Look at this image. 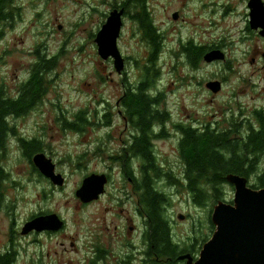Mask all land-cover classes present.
Masks as SVG:
<instances>
[{"label":"rangeland","instance_id":"rangeland-1","mask_svg":"<svg viewBox=\"0 0 264 264\" xmlns=\"http://www.w3.org/2000/svg\"><path fill=\"white\" fill-rule=\"evenodd\" d=\"M122 1L14 0L16 14L11 23L4 25L0 38V85L15 94L31 70L36 51L55 57V66L47 75L43 102L18 118L16 124L21 134L41 138L43 152L53 159L57 171L67 179L62 188L42 179L16 141L11 145L4 162L10 178L4 182L3 188L9 186V209L13 215L7 216L6 209L0 208V247L8 243L11 235L20 251L16 264H82L85 255L83 242L99 243L93 225L98 222L125 223V257L127 254L134 257L129 264H152L151 259L155 257L152 253L145 255L147 245L140 237L142 229L133 234L129 232L128 223H141L130 204L125 205V218L118 215V210L107 212L105 209L116 203L111 197L121 184V175L117 173L119 168L110 155L120 151L123 139L129 136V127L117 102L125 85H133L142 78L144 66L152 53L151 47L142 40L143 30L139 22L127 14L118 38L119 49L126 58L125 71L122 74L117 72L113 58L100 56L96 35L110 11ZM149 6L154 25L168 33L170 48L175 47L180 35L195 37L204 44L222 42L233 60L232 67L222 63L201 65L198 76L203 81L214 75L228 80L224 89L211 96L191 79L189 69L180 66L172 52L166 50L161 57L157 89L165 88V107L170 111L172 121L166 125L170 135L157 141L156 151L159 161L178 172L179 181L170 184L168 178L158 179V187L170 195L167 210L172 219L175 241L188 246L190 244H185L187 240L197 238V249L200 250L214 232L210 222L217 203L208 200L204 205L196 204L185 188L184 178L179 177L184 165L180 162L179 136L175 134L173 121L201 125L209 120L226 127L230 124L224 119L227 114L240 121V106L249 116L255 105L264 107V40L246 30L247 0H152ZM175 11L180 12L178 19L174 17ZM256 44L254 60L258 61L250 64L252 47ZM174 67L178 68L175 70ZM184 79L193 82L192 85H181ZM81 110L86 111L90 121L85 129L80 132L65 129V120L73 121ZM106 119L110 126H96L105 123ZM105 170L112 174L113 180L107 187L108 195L101 202L78 208L81 202L75 192L83 179L92 172ZM249 183H256V176L249 179ZM129 185L125 177V187ZM224 188V200L231 202L235 190L230 184ZM53 211L68 223L62 234L24 238L15 237L14 230L9 231L13 219V227H23L32 213ZM111 227L113 230L114 225ZM60 238H66V245L70 247L76 242L73 251L66 248L67 252H59L62 249ZM107 238L111 241L108 235ZM102 241L106 242L105 239ZM130 244L139 251L132 249ZM144 258L148 259L146 263L142 262ZM161 262L167 260L161 259Z\"/></svg>","mask_w":264,"mask_h":264},{"label":"trees","instance_id":"trees-1","mask_svg":"<svg viewBox=\"0 0 264 264\" xmlns=\"http://www.w3.org/2000/svg\"><path fill=\"white\" fill-rule=\"evenodd\" d=\"M118 4L116 7H124L131 17L139 22L143 30V38L152 49L150 61L147 62L148 66L145 67L142 78L134 87L126 91L123 99L127 115L136 129L135 132L138 131L136 135L134 134L132 152L141 156L144 162L145 178L139 183V188L142 190V212L146 217L145 223H149L146 229L148 254L155 255L153 259L155 262L153 261L152 264H169V262L175 264L179 262V255L188 252L190 246H181L175 241L167 210L170 205V195L158 187V180H152L147 175L151 168L158 175L161 172L154 162L153 152H156L151 143V135L155 129L153 125H165L171 118L165 107V94L157 93L158 90L155 89L160 74V67L155 65L158 63L161 38L147 9L146 0H126ZM15 14L14 0H0V38L4 32V25L11 23ZM185 51L190 62L198 66L204 53L203 47L194 45L190 41L185 45ZM54 66L55 57L38 50L28 76L16 89L17 95L10 94L5 85H0V185L5 173L1 158L12 137H18L24 155L30 160L34 153L44 149L40 137H26L19 132L17 124L13 125L11 122L24 117L43 102L47 92V75ZM86 114L83 110L77 112L73 121L65 120L64 128L82 130L90 122ZM256 117L257 127L254 128L253 123H248L247 129L235 123L231 130L196 128L192 124L184 123L178 125L181 130L178 148L182 160L186 163L185 188L196 204L204 205L208 200L216 203L224 200L226 196L224 187L230 184L226 177L231 173L248 179L256 176V183L249 185L255 189L264 187V111L257 110ZM163 133L164 130L161 132V137H164ZM167 178L170 184H177L179 181L176 177H172V174H168ZM210 223L215 230L212 222ZM161 259L167 262L162 263ZM14 263L15 253L12 250L0 254V264Z\"/></svg>","mask_w":264,"mask_h":264},{"label":"flooded vegetation","instance_id":"flooded-vegetation-1","mask_svg":"<svg viewBox=\"0 0 264 264\" xmlns=\"http://www.w3.org/2000/svg\"><path fill=\"white\" fill-rule=\"evenodd\" d=\"M123 1L126 2V0H123ZM151 1L152 0H146V6H147V9H148V11H149V13L151 15V18L154 19L153 16H152L151 10H150V6H149ZM247 1H248V7H247V14H246L245 22H247V21L248 22H247V25H246V30H248L252 34H256V35L260 36L264 40V35L261 33L262 28H253L251 26V24H250L252 9H251L249 3H250L251 0H247ZM261 2L263 4V6H264V0H261ZM115 8H118V7H115ZM119 9H121V8H119ZM124 10H125V12H124V16L125 17L127 16V14L131 16V14L128 11H126L125 8H124ZM175 14H177V17H175ZM179 16H180V12L179 11H175L174 12L175 19H178ZM155 27H156L158 33L160 34V38H161V49L158 51V63H157V65H155V67H160L162 55L164 54V52L166 50H169L170 53L172 52L171 54L174 55L175 59L177 60V62L179 63L180 66L186 67V68L189 69L190 74H191V79L193 81H195L197 85L201 86L202 89L206 93H208L209 95L213 96V95L218 94L222 89H224V87L228 83V80L226 79V77L219 76V75H214L212 78L203 81V79L198 76V73H199V70L201 68V65L205 64V63L208 64V65L222 63L226 67H232L233 60L230 57L229 51H228L227 47L224 45V43H222V42L213 43L212 45L204 44L202 42L197 41L195 37H187V38H185V37L180 35L178 38H176L175 47L170 48V46H168V33H165V30L159 29L157 27V25ZM250 29L255 30V31H251ZM170 34H171V37H173V32H170ZM142 40L146 43L144 38H142ZM190 41L194 45H197L199 47L200 46L203 47L204 53L202 54V58L200 59V61L198 63V66H194L190 62V60L187 57L186 51H185V45L188 44ZM170 42L172 43V41H170ZM146 45L148 46L147 43H146ZM212 49L221 50V52H223V54H224V58H222L221 60L213 61V62L206 61L205 54L208 53ZM252 49H253V53H252V56H251V59H250V64H255V62L258 61V59L254 60L255 59L254 52L257 50V44L253 45ZM263 52L264 51H262L263 58H264V53ZM124 59H125V62H124L125 66H124L121 74L125 71V68H126V58L124 57ZM148 61H150V57L148 58ZM147 66H148V64L146 63L144 67H147ZM263 67H264V65H263ZM177 68L178 67H174L175 70ZM212 80L220 82V90L218 92H214L208 86V83L210 81H212ZM186 81H187V79H184L183 83L181 85H185V84L192 85V83H193V82L189 83V82H186ZM124 85H125V83H124ZM134 85H136V83H134L133 85H130V84L125 85L123 93L119 97L118 102H117V104L121 108L120 114L123 116L124 121L126 120V124L129 127V136L127 138L123 139V144H122L121 150L117 151L114 155H110L111 158L115 160V164H117V167L119 168L117 173L121 175V184L118 186L117 192H115L112 195V197H111V199L114 200L116 203L112 204V205H107L105 207V209H106L107 212H111L113 210H118V215H120L123 218H125V205L130 204L131 208H133L134 216L139 218L141 220V223H128L129 232L133 234V233H136L137 231H139V229H142L141 233H140V237H141L142 241H144L146 243V245H147V250L144 251L145 255H146V254L149 253V247H148V242H147V237H146V229H147V226H148L149 223H145L146 217L144 215V212H142L143 211V204H142V198H141L142 190L139 188V183L142 180H144V178H145V174L143 172V163L144 162H143V159L141 158V156H138L136 153L132 152V145H133V143L135 141L134 136L136 135V133H138V131L135 132L136 129H135L134 125L131 123L130 118L127 115V111H126L125 105H124L125 103L123 101V99L125 97V94H126V91H128L130 88L134 87ZM161 87H162V89L155 88V89L158 90L157 93L158 92H163L165 94V91H164L165 88L163 86H161ZM179 88L180 87L178 86L177 89H179ZM165 97H166V94L164 96V99H165ZM177 102L178 101H176V104H177ZM166 110L169 112L170 117H172L170 111L167 108H166ZM240 110H241L240 111L241 114L239 115L241 117L240 121H237L238 118H234V117H233V119H231V116L228 115V114H227L226 117H224L225 120L230 121L229 126H226V127H222L219 123H216V122L210 123L209 120L206 123H203L201 125H196V124H194L192 122H189V123H185V122L174 123V121H173V126H174V128L176 130L175 134L179 136L178 140L180 142L181 130L178 127V125L179 124H183V123L184 124H192L196 128H207V127H210L211 129H220V130H223V129L231 130V129H233L234 128L233 123H235L237 125H242L243 129H247L248 128V123H253V127L256 128L257 125H258L257 117H256V111L257 110L264 111V107H258L257 105H255L254 108H253L252 114L250 116L249 115H245L246 112H245V110L243 109L242 106H240ZM107 116L108 115L106 114L105 117H107ZM213 116L215 117V114H213ZM16 121H17V119L15 121H12L11 123L13 125H15ZM171 121H172V118H170V122ZM167 124H165V125H158V124L156 125V124H154L153 125V126H155V129H153V134L151 135L152 136L151 143H152V145L154 147V151L156 152V153L153 152V154L155 156L154 162L156 163V167L161 169V172L158 175L151 168L150 171H149L150 173L147 174V175L152 180L153 179H156V180L160 179L161 180L162 178H167L168 174H172V177L178 178V172L175 171L174 167L166 166L165 164H167V163H165L163 161H159L158 153L156 151L157 141L161 140L163 138H167L170 135L168 133L167 129H166V125ZM96 126H98V127L110 126V123L106 119L105 123H103L101 125L98 124ZM65 129H67V128H65ZM84 129L85 128H83L82 130H72V131L80 132V131H83ZM67 130H70V129H67ZM124 130H125V127H124ZM163 130H164V133H163L164 137H161L160 135H161V132ZM157 135H159V136H157ZM109 137H111V136L109 135ZM15 141H16L17 146H19L21 148V152L24 154L23 148L20 145L18 137H12L9 145L5 149V151L3 153V156L1 158V163H2V166L4 168L5 173H4V176H3L2 180H1V185H0V208H5L6 209L5 214H7V216H10V217H12L13 211L9 209V207H10V205H9V195H8L9 186L7 185L6 188H3L4 182L9 180V178H10V171L8 169V166H6L4 162L8 159L9 150L11 148V145ZM41 152H43V151H37L36 153L33 154V156L35 154L41 153ZM43 153H45V152H43ZM46 156L48 157L47 154H46ZM49 158H51V157H49ZM29 161L32 163L35 172L39 173L38 175L42 179L48 180L52 184H54L53 181L49 177H47L44 174H42L39 171V169L34 165L33 158H31V160L29 159ZM52 161H53V159H52ZM180 162L184 166L186 165V163L182 160V158L180 159ZM170 163H172V162H170ZM53 164L55 165V173H60L59 171H57V164L54 161H53ZM93 173H95V174H105V176L107 178V183L105 185V189L98 196V198L92 200L89 203H83V202L80 201L81 204L78 205V208H85V207H88V206L93 205L95 203L101 202L103 200L104 196L108 195L107 194V191H108L107 187L113 181L112 180V174L109 171H106V170L105 171H95V172H92L91 174H93ZM62 175L64 177V184L62 186H60V188H62L66 184V180H67L66 176L64 174H62ZM125 177L129 180V183H130L129 187H127V186L125 187ZM179 177L180 178L183 177L184 179L187 178V173L185 171V168L183 169L182 176H179ZM54 185L59 186L57 184H54ZM53 188H56V187L53 186ZM52 213H56V212H54V211L53 212H43V213H38V214H34V215L32 213L24 221L23 227L17 226V225H15V227H13V224H15V220L13 219V221L11 222V224L9 226V231H10V233H12V231L14 230L15 231V233H14L15 237H17L19 235V236L24 237V238L32 237V236H35V235L41 236L42 234H48V235H51V234L56 235V233L57 234H62L66 230L68 223H67L66 219L63 218L58 213H56V214H58L61 217V219L64 221V223H63L61 228L56 229V230H54V229H44V230H41V231H39L37 229H32L28 233H25V234L23 233V229H24V227H25V225L27 223H30L31 221H33L35 218H37L39 216L48 215V214H52ZM170 220L172 222V219H170ZM112 224L114 225V229L113 230H112V227H111ZM169 224H170V227L172 228L173 223H169ZM93 225L96 226V231H95L94 234H95V237L99 239V243H95V242L89 241V240L83 242V244L85 243V255L83 256L84 261H83L82 264H116V262L112 261L111 259L116 260L118 262V264H129L132 261V259H134L133 255H130V254H127L126 257H125V223H123V225H121L120 223H113V222L112 223H100V222H98L96 224L93 223ZM119 228H122L121 232L119 231ZM214 228H215V226H214ZM172 232H173V230H172ZM107 235L110 237L111 241L110 240H106V239H108ZM103 239H105L106 242L102 241ZM66 240H67L66 238L63 239V240L61 239L60 246L62 247V249L59 251L61 253H65L68 250H72L73 251L72 248L75 246L76 242H72V246L71 247L67 246L66 245ZM198 243H199V241L197 240V238L196 239H192V240H187V242H185V244H190V245H188V246H190L189 251L186 252V254H191L194 257V259H196L198 257V255L200 253V250H201V248H200V250L197 249V244ZM177 244L181 245L182 242H180V241L178 242L177 241ZM130 247L132 249L136 250V251H139L138 248L135 247L134 245L130 244ZM66 248H67V251H66ZM115 249H117V250H115ZM9 250H12L15 253V263L14 264H16L17 263V259L19 257L20 251H19V249H17V247L15 245V241H13V238L11 237V235H10V237H8V243L5 244L4 247H0V254H4L5 252H8ZM79 250H80V245H79V248H78L77 251H79ZM186 254L184 253L182 255H186ZM182 255H179V257L182 256ZM179 257H178V259H179ZM147 258H149L148 255H147ZM147 261H148V259L144 258L142 262L146 263ZM179 261H180V264H185L187 259H183V260L179 259ZM151 262H153L152 259H151Z\"/></svg>","mask_w":264,"mask_h":264},{"label":"water","instance_id":"water-1","mask_svg":"<svg viewBox=\"0 0 264 264\" xmlns=\"http://www.w3.org/2000/svg\"><path fill=\"white\" fill-rule=\"evenodd\" d=\"M249 5L252 9L250 24L253 28H262L261 33L264 35V6L261 0H251ZM124 12V8L111 10L95 39L100 56L103 59L113 58L119 73L125 66V59L118 46ZM222 58L224 54L219 49H212L205 54L208 62ZM208 86L214 92L220 90L219 81L212 80ZM33 163L54 184H64L63 175L55 173V165L45 153L35 154ZM226 179L234 186L233 200H219L215 204L211 214L215 230L211 238L202 245L196 259L191 254L179 257L180 260L187 259L185 264H264V187H251L249 179L239 174L231 173ZM106 183L105 174H90L83 179L75 192L76 196L81 202L89 203L104 191ZM63 223L56 213L42 215L27 223L23 233L32 229L56 230Z\"/></svg>","mask_w":264,"mask_h":264}]
</instances>
